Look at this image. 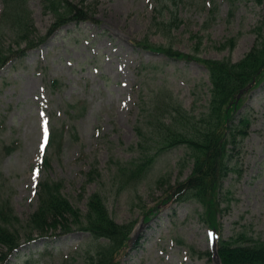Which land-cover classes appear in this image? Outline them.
<instances>
[{
	"label": "rangeland",
	"instance_id": "obj_1",
	"mask_svg": "<svg viewBox=\"0 0 264 264\" xmlns=\"http://www.w3.org/2000/svg\"><path fill=\"white\" fill-rule=\"evenodd\" d=\"M71 1L85 6L94 20L65 24L0 69V196L23 222L36 207L37 183L60 179L63 195L81 212L97 192L116 223L133 224L136 243L121 264H222L216 253L198 257L193 252H215L219 242L200 218L204 208L186 200L159 210L166 186L191 172L187 148H155L143 176L119 175V169L128 172L139 163L135 128L145 126L149 104L163 103L166 109L180 103L200 116L211 101L201 62L132 44L147 39L200 59L235 62L259 31L264 35V0H182L167 6L160 0ZM28 8L33 35L43 36L54 16L42 11L40 0H28ZM173 16L177 27L160 24ZM12 39L11 33L3 36L6 45ZM242 115L250 119L248 135L229 151L216 220L221 239L251 244L264 241V81L242 97L234 116ZM48 125L61 143L56 136L46 151L49 166L40 168ZM3 145L14 149L7 153ZM91 240L80 231L38 240L19 248L7 264H82L79 247Z\"/></svg>",
	"mask_w": 264,
	"mask_h": 264
},
{
	"label": "trees",
	"instance_id": "obj_2",
	"mask_svg": "<svg viewBox=\"0 0 264 264\" xmlns=\"http://www.w3.org/2000/svg\"><path fill=\"white\" fill-rule=\"evenodd\" d=\"M83 1V0H80ZM167 6L182 0H160ZM260 2V0H257ZM0 12V67L13 58H21L25 49L34 47L44 36L33 35L34 24L28 0H1ZM43 12L51 13L54 21L47 30L52 33L56 28L68 21L92 19L85 6L71 0H40ZM157 11V6L154 8ZM162 26L177 27V17L160 23ZM11 33L13 39L7 45L3 36ZM244 56L235 62L222 59H200L190 54L143 41H134L142 48L164 53L168 56L184 60H197L208 70L210 81V106L200 116L190 115L180 103L164 108L163 103L149 104L145 126L136 125L138 136L136 150L138 162L135 166L119 169V175L129 180L143 176L151 167L155 155L154 149L184 146L190 153L188 158L193 167L187 178L166 186L164 203L172 200L190 198L199 203L204 212L201 219L216 230L218 222L216 213L222 211L219 194L222 191L223 179L229 173L227 163L229 151H232L248 135L250 119L247 116L236 118L234 112L240 107L242 97L237 95L245 92L249 83L258 85L264 79V35H260ZM21 44H24L21 47ZM231 47L233 42L230 41ZM227 43L221 44V47ZM242 96V95H241ZM236 122V123H235ZM55 127L50 126L44 146L47 149L58 141L54 136ZM57 136V141L54 138ZM57 145L60 146L61 139ZM231 147H228V145ZM6 152L12 147L5 146ZM54 151L56 150L53 147ZM235 150V149H234ZM49 166L48 156L42 158L41 164ZM184 162L180 163L182 165ZM95 167L86 174L92 178ZM132 176V178H131ZM164 183L163 177L158 181ZM62 180L44 178L38 183L37 206L25 221H20L14 212L9 199L0 196V264L20 239L33 238L34 234L45 235L49 232H68L76 229L87 231L92 238L88 247L81 249L84 256L82 264H118L126 248L131 245L130 233L133 224H118L108 213L103 197L93 192L87 199L85 212L74 207L62 193ZM199 257L210 256L209 251H193ZM217 256L223 264H264V241L251 244H235L230 240L221 239L217 247Z\"/></svg>",
	"mask_w": 264,
	"mask_h": 264
},
{
	"label": "snow or ice",
	"instance_id": "obj_3",
	"mask_svg": "<svg viewBox=\"0 0 264 264\" xmlns=\"http://www.w3.org/2000/svg\"><path fill=\"white\" fill-rule=\"evenodd\" d=\"M47 139V133L45 132V140ZM43 144H41V152H43Z\"/></svg>",
	"mask_w": 264,
	"mask_h": 264
}]
</instances>
